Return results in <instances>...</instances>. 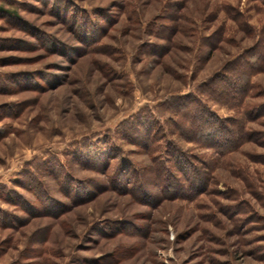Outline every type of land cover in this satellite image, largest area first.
Returning a JSON list of instances; mask_svg holds the SVG:
<instances>
[{
  "label": "rangeland",
  "instance_id": "374dc122",
  "mask_svg": "<svg viewBox=\"0 0 264 264\" xmlns=\"http://www.w3.org/2000/svg\"><path fill=\"white\" fill-rule=\"evenodd\" d=\"M262 30L264 0H0V264H264V71L236 105L201 88ZM191 95L253 137L225 156L209 144L229 135L183 137L208 186L188 169L193 189L152 199L75 175L100 172L91 136Z\"/></svg>",
  "mask_w": 264,
  "mask_h": 264
},
{
  "label": "clouds",
  "instance_id": "9594fccd",
  "mask_svg": "<svg viewBox=\"0 0 264 264\" xmlns=\"http://www.w3.org/2000/svg\"><path fill=\"white\" fill-rule=\"evenodd\" d=\"M98 127L103 129L107 126ZM211 131L213 129L203 125L196 118L192 105L173 111L165 106H153V103H150L130 121H125L119 127L113 124L107 134L101 130L91 136L88 142L81 146V150L91 154L100 172L76 171L75 175L91 177L92 182L97 184L111 185L119 182L136 192L140 198L146 195L157 199L165 194L167 186L176 182L186 183V178L169 163L165 143L184 144L185 136L201 138ZM221 134L228 136L232 132L225 129ZM130 139L144 143L149 147V151L143 155L134 154L130 150L137 148V144L129 143ZM204 152L207 153L205 158L211 155L210 150ZM121 161L128 162L129 167L126 170L123 169ZM127 200H131V197ZM98 227L107 228L108 225L101 223Z\"/></svg>",
  "mask_w": 264,
  "mask_h": 264
},
{
  "label": "trees",
  "instance_id": "16d2710c",
  "mask_svg": "<svg viewBox=\"0 0 264 264\" xmlns=\"http://www.w3.org/2000/svg\"><path fill=\"white\" fill-rule=\"evenodd\" d=\"M238 14L239 12L237 13V16L233 17H238ZM247 30L250 32L251 29L248 28ZM261 33V39L259 38L257 47L254 48V50L252 51H248L249 53L252 52L250 60L247 61L245 59L246 55H249L247 51L238 55L234 60L228 63L227 67L224 68V72L217 74L215 78H211L205 81V84L201 86V88H203L202 91L208 93L209 96H215L219 99H222L223 97L224 101L231 102L230 104L233 105H236L237 103H234V101H238L239 103L244 102V98L248 96L254 88V86L252 85L251 78L253 77V75L264 71V30H262ZM217 81H220L221 84L224 83V85H220V83H218ZM239 82H241V85L239 84ZM233 90L235 92H232ZM255 95L264 96V90L262 89L257 91ZM175 99L176 100L175 102L173 101V103H169L168 101L166 103H162L161 105H168L170 108H174L175 110L192 105L194 107V115L196 116V118L200 119L201 121L206 120L208 122L207 127L213 129V131L209 132L208 138H212L214 135L222 133L225 129H228L232 132V134L229 135V143L223 144L222 146L216 145L215 143L209 144L207 140L202 139V137L195 138L187 136V139L198 140L203 145L209 144V146L215 148V151L225 156L230 152L240 149L247 141H249V139L253 138L251 136L252 132L246 127L247 125L244 118L239 116H234L226 119L220 118L210 109H207L198 99L197 95H191L189 97L177 96ZM263 105L264 103L260 104L259 107L262 108ZM257 107L253 108V110ZM253 112L254 111H248L247 116H250L252 118ZM213 123L215 125H210ZM166 147L168 148V153L172 156V159L169 160V163L172 165L173 168H175L178 173H180L186 178L185 185H189L187 188L193 189V187L198 184V181L192 179V177L190 176H187L188 169L193 171L197 178H205V181L201 183L206 184V186H208V183L211 179H214L211 175L212 173L207 172V170H210V168L212 169L213 167L210 162L207 163L208 169L201 171L198 167H195L193 165L192 160L195 159V157L191 156L189 153L184 151L179 145H173L172 143H168ZM175 184L176 186H182V184L184 183L176 182ZM168 187L169 186H167V191L165 193L166 195L164 194L166 198H174L181 196V194H178L179 192H170ZM195 190V194H199L202 191L199 186H197ZM184 192L187 193L186 191H184V189L180 193L184 194ZM192 196H194V194H192ZM185 197H187V195ZM83 199H87V197H84Z\"/></svg>",
  "mask_w": 264,
  "mask_h": 264
}]
</instances>
